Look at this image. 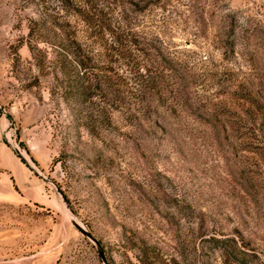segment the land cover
<instances>
[{"label": "rangeland", "instance_id": "rangeland-1", "mask_svg": "<svg viewBox=\"0 0 264 264\" xmlns=\"http://www.w3.org/2000/svg\"><path fill=\"white\" fill-rule=\"evenodd\" d=\"M54 5L0 0L2 142L35 181L0 201V264H264V0H166V53L198 80L110 121L28 48Z\"/></svg>", "mask_w": 264, "mask_h": 264}, {"label": "trees", "instance_id": "trees-1", "mask_svg": "<svg viewBox=\"0 0 264 264\" xmlns=\"http://www.w3.org/2000/svg\"><path fill=\"white\" fill-rule=\"evenodd\" d=\"M45 10L28 26L32 56L39 53L46 69L48 50L40 44L51 43L73 84L69 97L80 104L98 99L109 121L114 112L150 117L186 98L182 88L198 80L187 62L166 53V0H55Z\"/></svg>", "mask_w": 264, "mask_h": 264}, {"label": "crops", "instance_id": "crops-1", "mask_svg": "<svg viewBox=\"0 0 264 264\" xmlns=\"http://www.w3.org/2000/svg\"><path fill=\"white\" fill-rule=\"evenodd\" d=\"M3 131L0 117V201L17 203L27 197L28 181H35L30 180L27 166L17 152L2 142Z\"/></svg>", "mask_w": 264, "mask_h": 264}, {"label": "water", "instance_id": "water-1", "mask_svg": "<svg viewBox=\"0 0 264 264\" xmlns=\"http://www.w3.org/2000/svg\"><path fill=\"white\" fill-rule=\"evenodd\" d=\"M17 152V154L20 156V153H18V151H16ZM21 157V159H22V156H20ZM73 224H74V226L77 228V229H79L80 231H81V233L84 235V236H86L87 238H89L90 240H92L94 243H96L97 244V241H96V239L92 236V234L91 233H89L87 230H85L79 223H77V222H73ZM100 254L102 255V252L100 251Z\"/></svg>", "mask_w": 264, "mask_h": 264}]
</instances>
